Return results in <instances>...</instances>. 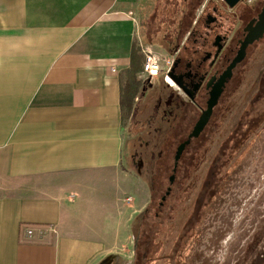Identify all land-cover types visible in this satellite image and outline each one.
Masks as SVG:
<instances>
[{"label":"crops","instance_id":"0c3cea01","mask_svg":"<svg viewBox=\"0 0 264 264\" xmlns=\"http://www.w3.org/2000/svg\"><path fill=\"white\" fill-rule=\"evenodd\" d=\"M142 1L0 0V264H98L133 244L150 192L135 207L124 189L121 76ZM39 227L56 233L27 237Z\"/></svg>","mask_w":264,"mask_h":264},{"label":"rangeland","instance_id":"374dc122","mask_svg":"<svg viewBox=\"0 0 264 264\" xmlns=\"http://www.w3.org/2000/svg\"><path fill=\"white\" fill-rule=\"evenodd\" d=\"M253 1L229 9L223 0H203L194 8L198 0H143L136 16V43L144 56L152 52L161 59L200 60L206 52L214 53L216 35L206 27L207 15L221 17L218 33L230 37L243 26L240 17ZM193 30L196 38L191 39ZM138 80L132 116L124 121V168L137 182L124 189L133 195L135 207L143 200L142 189H149L146 208L157 207L171 187L170 179L177 183L168 206L172 214L150 244L155 260L146 264H172L165 257L179 238L186 241L180 264H264V40L236 69L211 123L185 150L177 170V148L188 139L197 115L179 110L169 121L165 103L171 92L178 93L173 81L142 73ZM200 198L203 202L196 205ZM135 249L133 234L130 249L98 264H134Z\"/></svg>","mask_w":264,"mask_h":264},{"label":"flooded vegetation","instance_id":"af4514ba","mask_svg":"<svg viewBox=\"0 0 264 264\" xmlns=\"http://www.w3.org/2000/svg\"><path fill=\"white\" fill-rule=\"evenodd\" d=\"M228 8L232 9L229 6ZM263 8H264V0H254L251 3V5H247L244 15L241 16L239 20V23L243 24V26L237 29L235 32H231L233 36H230V37L227 34L222 35L221 33H218V31L222 28L221 25H218L220 23L219 18L221 17H218V16L213 17L212 15L208 14L206 17V22H205L206 27L208 30H213L216 35L215 42L213 44L214 53L206 52L204 57H202V59L200 60L195 59L193 61H188V62L184 61L182 58H177V60H175L174 65L171 69V72H174L179 83L181 84V87L176 85L173 82L178 93H174V92L170 93V96H169L170 100H168V102L165 103L166 110L164 112L167 116H169V121L171 120V118L175 117L174 113H176V111H179V110L182 112L191 110L197 115V118L192 125V128L190 130L191 132L188 134L187 136L188 139L186 141L189 140V137L194 131V128L197 125L198 121L200 120L202 114L207 110L208 102L211 98V92H212L213 87L219 83L221 76L224 74V72L228 69V67L232 64L234 59L237 57L249 33V31H246V29L251 23H253L252 27L256 26V24L259 21V16ZM217 12L219 13L218 9L214 8L213 13L216 14ZM212 26H214L215 29L214 27L212 29ZM218 37L221 38V41L218 44H216ZM262 40H264V37L260 39L259 41H256L255 43L248 46V48L246 49V58H247V54L249 50L252 47H254L256 44L261 42ZM193 42H198V41L194 40ZM229 45L230 47L228 48ZM220 46H222L223 48L217 57L216 55L218 53V49ZM242 63L238 64L237 67L233 70L232 78L226 81L223 87L222 95L219 98L217 106L214 108L209 124L211 123L213 117L215 116L217 112V109L220 105V102L223 96L225 95V92L228 88L229 83H231V81L234 78L236 69ZM212 79H215V80L211 83V86L209 87V83L210 81H212ZM209 124L205 128L204 132L208 128ZM193 140L194 139L190 141V144ZM186 141H184L183 143H185ZM188 147L189 145L186 147V149ZM178 148H177V151H178Z\"/></svg>","mask_w":264,"mask_h":264},{"label":"trees","instance_id":"16d2710c","mask_svg":"<svg viewBox=\"0 0 264 264\" xmlns=\"http://www.w3.org/2000/svg\"><path fill=\"white\" fill-rule=\"evenodd\" d=\"M202 2L203 0H198L197 4H195L193 8L200 5ZM195 34L196 32L193 30L190 34V36H192L191 39L196 38ZM145 60L146 57L142 53L137 43H135L131 52L130 66L121 76V83H122L121 109L123 114V122L132 116L134 109V102L140 91V86H141V81L138 80V76L144 70ZM177 168L175 169L174 166V170H177ZM221 179L223 181V176ZM171 180L172 178L170 179L171 187H169L166 195L162 198L161 203L157 207L149 205L147 208H145V210H143L139 215H137L134 225H132V233L134 234L136 239L134 264H146V262H153L155 260L154 255L156 254L150 252V248H151L150 244H153L154 241L158 239L159 231L161 230L162 224L165 222L166 217L172 214V211L169 213L168 206L170 205L171 200L175 195L177 183L175 184L174 183L175 180L173 181ZM152 189L151 191L154 192V190ZM214 192L217 194L221 192L220 181L215 186ZM202 202L203 200L202 198H200L199 200H197L196 205L197 203L199 205ZM262 238L263 237L259 238L258 240H261ZM190 240L191 239H188V243L190 242ZM185 243L186 241H183L182 243V238H179V240L175 243L176 247L174 251L171 254H169L168 257L165 258L171 261L172 264H177V263L180 264L182 252L184 251L183 246L184 248L186 246Z\"/></svg>","mask_w":264,"mask_h":264},{"label":"water","instance_id":"95a60500","mask_svg":"<svg viewBox=\"0 0 264 264\" xmlns=\"http://www.w3.org/2000/svg\"><path fill=\"white\" fill-rule=\"evenodd\" d=\"M230 8H235L236 6H238L241 2H243L244 0H223ZM253 23H251L248 28L246 29V31H249L237 57L234 59V61L232 62V64L228 67V69L224 72V74L221 76L219 83L216 84V86L213 87L212 92H211V98L208 102V108L207 110L202 114L200 120L198 121L197 125L194 128V131L192 132V134L189 137V140L186 141L185 143L181 144L178 148V151L176 153L175 156V169L178 167V164L182 158V155L186 149V147L188 145H190V141L192 139H197L201 136V134L204 132L205 128L207 127V125L210 122V119L212 117L214 108L217 106L219 98L222 95L223 92V87L226 83V81L228 79L232 78L233 75V70L237 67L238 64L242 63L245 58H246V49L248 48L249 45L255 43L256 41H259L260 39H262L264 37V8L259 16V21L256 24L255 27H252ZM221 41V38L218 37L217 38V42L216 44H218ZM222 46L219 47L218 49V53H217V57L219 55V53L222 50ZM169 78L178 86L181 87V84L179 83L176 75L174 74V72H171L169 74ZM215 79H212V81H210L209 83V87L211 86V83L214 81ZM174 178H172L171 181H173Z\"/></svg>","mask_w":264,"mask_h":264},{"label":"built area","instance_id":"2783aa9c","mask_svg":"<svg viewBox=\"0 0 264 264\" xmlns=\"http://www.w3.org/2000/svg\"><path fill=\"white\" fill-rule=\"evenodd\" d=\"M146 60L144 64V70L142 72L149 79H156L163 75L166 80H169V74L174 65V59H161L158 55L152 52H147L145 54ZM115 72V71H114ZM131 199H128L127 203L130 204ZM50 233H56V231L51 228H28L26 231L28 238H38L43 239Z\"/></svg>","mask_w":264,"mask_h":264}]
</instances>
